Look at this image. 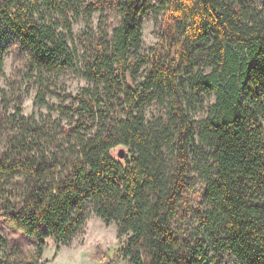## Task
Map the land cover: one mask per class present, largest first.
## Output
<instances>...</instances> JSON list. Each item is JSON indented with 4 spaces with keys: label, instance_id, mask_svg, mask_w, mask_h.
<instances>
[{
    "label": "trees",
    "instance_id": "trees-1",
    "mask_svg": "<svg viewBox=\"0 0 264 264\" xmlns=\"http://www.w3.org/2000/svg\"><path fill=\"white\" fill-rule=\"evenodd\" d=\"M197 2L185 36L144 52L148 0H116L111 35L84 33L81 53L73 19L89 24L100 3L0 0V27L30 53L35 103L60 114L26 115L19 88L0 84V219L36 240L26 253L0 230V264H47V239L70 245L92 211L123 239L111 259L99 248L104 264H264V0ZM66 70L89 84L50 105ZM201 92L214 100L198 117ZM153 102L163 112L148 118Z\"/></svg>",
    "mask_w": 264,
    "mask_h": 264
},
{
    "label": "rangeland",
    "instance_id": "rangeland-1",
    "mask_svg": "<svg viewBox=\"0 0 264 264\" xmlns=\"http://www.w3.org/2000/svg\"><path fill=\"white\" fill-rule=\"evenodd\" d=\"M88 2L95 1L101 4L100 9L95 11L89 24L82 18L73 19V37L77 46L83 53V43L81 42L84 33L100 34L107 33L110 36L113 26L119 21V12L116 6V0H86ZM176 6L175 12L167 11V14L159 9V0H148L147 12L141 16L143 23V51L150 52L152 49H161L165 51L168 49L170 36L174 34L175 30L178 37L181 39L184 35L185 23H182L181 16L196 13L198 2L197 0H172ZM188 24L192 26L191 17ZM175 29V30H174ZM0 55L4 59V72L0 77L1 86L10 90L14 83L17 92L23 96V113L26 115L35 114L38 118L46 117L52 114L55 118L60 114L57 111H51L48 105H37L35 99L38 95V85L30 77L29 65L31 56L28 50L22 48L19 38L14 35L9 28L0 27ZM73 44V43H72ZM199 68V66H197ZM145 72V69L141 70ZM89 83L86 78L81 76L78 72L66 70L65 73L60 75L57 79L53 80L50 89L46 94L47 101L50 105L62 104L63 97L72 93L74 96L78 94L82 87L87 86ZM69 98V97H68ZM71 99H68L69 102ZM214 100V96L209 92H201L200 104L196 116H205L207 114L209 104ZM17 99L14 98L10 103V111L15 110ZM51 112V113H50ZM160 106L153 102L147 107L148 118H154L162 113ZM65 124H70L71 118L65 117ZM121 149H124L126 155L129 153L128 149L124 146H118L114 149V154L118 156ZM201 182L195 180L194 187L200 188ZM191 205V204H190ZM3 205L0 198V212ZM182 225L194 229L195 226V213H184ZM115 226V244L113 245L110 240V230ZM0 230L9 239L10 246L19 245L24 252L30 253L36 246L35 238L26 232L14 229L8 226L3 220L0 219ZM103 234L102 239H96V236ZM48 244L44 249L43 259H47V264H104L102 259L95 257L99 248L102 256L112 258L114 250L121 246L123 239L118 236V227L115 222L110 224L91 212L84 229L79 232L73 242L65 246L63 245L59 250L52 237L47 239ZM235 264L230 257L225 258L223 263ZM121 264H129L127 260H123ZM221 264V263H218Z\"/></svg>",
    "mask_w": 264,
    "mask_h": 264
},
{
    "label": "clouds",
    "instance_id": "clouds-1",
    "mask_svg": "<svg viewBox=\"0 0 264 264\" xmlns=\"http://www.w3.org/2000/svg\"><path fill=\"white\" fill-rule=\"evenodd\" d=\"M110 236H109V240L110 242L114 245L115 244V226H113L110 230ZM103 238V234H99L96 236V239H102Z\"/></svg>",
    "mask_w": 264,
    "mask_h": 264
},
{
    "label": "water",
    "instance_id": "water-1",
    "mask_svg": "<svg viewBox=\"0 0 264 264\" xmlns=\"http://www.w3.org/2000/svg\"><path fill=\"white\" fill-rule=\"evenodd\" d=\"M126 156V152H125V150L124 149H121L120 151H119V153H118V157H120V158H124Z\"/></svg>",
    "mask_w": 264,
    "mask_h": 264
}]
</instances>
